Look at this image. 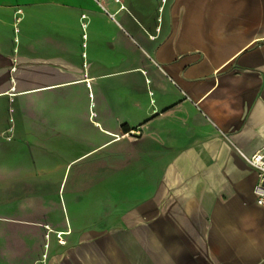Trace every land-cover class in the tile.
<instances>
[{
  "label": "crops",
  "instance_id": "crops-1",
  "mask_svg": "<svg viewBox=\"0 0 264 264\" xmlns=\"http://www.w3.org/2000/svg\"><path fill=\"white\" fill-rule=\"evenodd\" d=\"M261 149L264 0H0V264H264Z\"/></svg>",
  "mask_w": 264,
  "mask_h": 264
},
{
  "label": "rangeland",
  "instance_id": "rangeland-1",
  "mask_svg": "<svg viewBox=\"0 0 264 264\" xmlns=\"http://www.w3.org/2000/svg\"><path fill=\"white\" fill-rule=\"evenodd\" d=\"M89 144H91V143L89 142ZM40 153L41 152H35V157H36L37 163L40 166L42 165V167H53L54 166V165H52L53 163L49 165L48 162H47L52 157L50 158V157H47L46 155H42ZM69 159H71V158H69ZM51 160H53V159H51ZM56 160H58V159H56ZM58 161L60 162V160H58ZM84 162L85 161H83V163H81V161L78 160V161H76V162L71 164L69 172H68L67 176L65 177V180H64V183H63V187H62V191L59 190V187H60L61 182H62V180L64 178V171H58L55 174H52L51 176H49V178H51V181L53 179V182L51 184V194H53V195L56 194V197L58 198V200H60V196L64 197V195L65 196L67 195V197H68V195H70V193H71V190L73 188H75L77 185H80L81 182H83V181H80V179L82 178L83 175L89 180V182L93 183V180H91V179H94L96 174H92L91 175V173H90V174H88V175H90L89 178H88L87 174H86V169L87 168L82 167V166H84ZM110 162L112 163L113 159ZM86 163L88 164L89 170H91L92 168L94 169L92 171H95V170L98 169V167H97L98 166V158L96 157V155H94V156L90 157L88 160H86ZM81 170L84 171L83 174L80 173ZM100 170H101V168H100ZM109 171H110V173L105 172V174L102 175V176L106 177V180L109 179L110 180L109 183H113V179L115 178L114 170L112 168H109ZM53 175H55V176H53ZM116 177L118 178L120 176L117 175ZM122 177L123 176H121V178ZM95 181L96 180H94V183H95ZM127 181L131 182L133 180L128 178ZM64 190H65V193L63 194ZM6 193H9V192H6ZM2 195L4 197L3 192H0V200H1V196ZM10 195H12V194H10ZM27 197H29V196H26V199H27ZM27 201L30 204V206L27 207L29 209L27 212H29V213L25 215L24 219H26L28 221H39L41 219H45L46 220V218H40L42 216V212L38 211V209L36 210V211H38L37 214L36 213L34 214V211H33L34 208L31 206V202L34 201V200H32V198H28ZM12 203H13V201H12ZM14 205L16 206V204H14ZM15 206L10 209V213H13V211L16 209ZM12 215L16 218V216H17L16 210H15L14 214H12ZM52 219L60 220V218H52ZM52 219L50 218V220H52ZM113 219L114 218H88L89 222H87V226H88L89 229H104V230H106V229H109V228L112 227ZM25 233H26L25 234L26 236H28L29 238L33 239L34 241L37 240V238H38V237L34 238L31 235L29 236V232L28 231H25ZM57 236H58V240H60L61 233H59ZM64 244L67 245V243H64ZM35 253L36 252L33 251L30 255L29 254L26 255L25 256V261L23 262V264H37L38 262H37L36 259L39 257V255H37Z\"/></svg>",
  "mask_w": 264,
  "mask_h": 264
},
{
  "label": "built area",
  "instance_id": "built-area-1",
  "mask_svg": "<svg viewBox=\"0 0 264 264\" xmlns=\"http://www.w3.org/2000/svg\"><path fill=\"white\" fill-rule=\"evenodd\" d=\"M243 156L258 170L259 179L254 190L258 198V203L264 207V149L258 150L252 155L243 153Z\"/></svg>",
  "mask_w": 264,
  "mask_h": 264
},
{
  "label": "trees",
  "instance_id": "trees-1",
  "mask_svg": "<svg viewBox=\"0 0 264 264\" xmlns=\"http://www.w3.org/2000/svg\"><path fill=\"white\" fill-rule=\"evenodd\" d=\"M125 131H129L130 129L127 126H124Z\"/></svg>",
  "mask_w": 264,
  "mask_h": 264
},
{
  "label": "bare ground",
  "instance_id": "bare-ground-1",
  "mask_svg": "<svg viewBox=\"0 0 264 264\" xmlns=\"http://www.w3.org/2000/svg\"><path fill=\"white\" fill-rule=\"evenodd\" d=\"M60 233H61V235L63 234V232H62V231H61Z\"/></svg>",
  "mask_w": 264,
  "mask_h": 264
}]
</instances>
